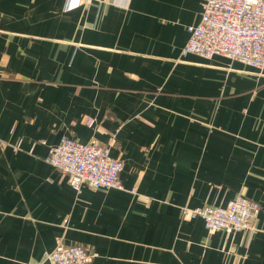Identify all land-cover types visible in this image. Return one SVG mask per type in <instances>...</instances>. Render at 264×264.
Returning <instances> with one entry per match:
<instances>
[{"label": "crops", "instance_id": "crops-1", "mask_svg": "<svg viewBox=\"0 0 264 264\" xmlns=\"http://www.w3.org/2000/svg\"><path fill=\"white\" fill-rule=\"evenodd\" d=\"M205 1L0 0V264L60 243L89 264H264V69L183 53ZM63 136L121 159L125 188L75 191L47 161ZM238 196L253 231L182 217Z\"/></svg>", "mask_w": 264, "mask_h": 264}, {"label": "built area", "instance_id": "built-area-1", "mask_svg": "<svg viewBox=\"0 0 264 264\" xmlns=\"http://www.w3.org/2000/svg\"><path fill=\"white\" fill-rule=\"evenodd\" d=\"M189 39L183 53L204 59L226 56L253 68L264 69V0H206L202 18L188 26ZM88 123L93 124L89 119ZM47 161L68 176L77 192L91 189H124L120 178L123 161L96 142L83 143L63 136L50 148ZM135 193V189H131ZM261 205L246 196H238L225 206H184L185 220L201 218L211 232L227 233L255 230ZM93 254L83 245L60 243L46 253L39 264H89Z\"/></svg>", "mask_w": 264, "mask_h": 264}]
</instances>
